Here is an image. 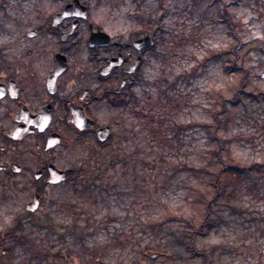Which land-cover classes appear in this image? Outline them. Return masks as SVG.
<instances>
[{"label":"rangeland","instance_id":"374dc122","mask_svg":"<svg viewBox=\"0 0 264 264\" xmlns=\"http://www.w3.org/2000/svg\"><path fill=\"white\" fill-rule=\"evenodd\" d=\"M227 2L163 0L159 6L157 0L140 1L144 31L150 27L146 23L163 18L157 43L145 55L138 100L103 111L113 131L108 145L85 155L81 167H73V179L61 186L35 184L41 167H30L26 177L0 174V232L26 218L28 237L60 253L42 261L27 246H15L0 264H203L187 248V234L204 219L214 195L212 173L221 164L215 155L219 144L199 125L213 123L222 110L226 125L220 134L230 142L223 160L242 166L264 162V103L246 99L233 105L229 99L240 77L227 68L231 58L210 60L235 44L222 21ZM227 10L240 23L248 44L243 52L264 41V0H234ZM107 11L121 21L126 8L110 5L106 16ZM127 11L136 12L134 7ZM248 55L260 79L252 77L264 90V54L252 50ZM175 81L178 88L172 91ZM157 87L175 96L176 104L160 106ZM188 125L193 127L183 130ZM167 126L176 131L173 140H167L172 136ZM222 179L224 195L212 204L217 226L196 237L197 248L211 254L212 264H264V202L250 204L244 175L232 172ZM254 181L260 182L259 175L252 176ZM36 186L41 206L29 217L26 206ZM65 225L80 235L53 229ZM153 253L159 255L152 259Z\"/></svg>","mask_w":264,"mask_h":264},{"label":"flooded vegetation","instance_id":"af4514ba","mask_svg":"<svg viewBox=\"0 0 264 264\" xmlns=\"http://www.w3.org/2000/svg\"><path fill=\"white\" fill-rule=\"evenodd\" d=\"M140 1L0 0V174L26 177L41 167L34 183L45 184L57 167L66 181L51 186H61L85 155L108 145L103 111L138 100L145 55L157 43V27L142 28ZM110 5L126 8L121 21L105 15ZM145 37L155 42L139 49ZM50 115L47 127L35 126Z\"/></svg>","mask_w":264,"mask_h":264},{"label":"trees","instance_id":"16d2710c","mask_svg":"<svg viewBox=\"0 0 264 264\" xmlns=\"http://www.w3.org/2000/svg\"><path fill=\"white\" fill-rule=\"evenodd\" d=\"M220 1V0H219ZM230 4H234V0H230V2L226 3L225 6L222 8V21L223 24L226 25L228 32L234 37L235 44L233 45L232 49L226 50L222 53H213V56L210 60H220L223 56H229L231 58L230 63L227 65L229 72L237 73L240 77L237 86L235 87L233 93V98H230V102L233 105H237L239 103H243L246 99L252 100V102L257 101L260 103H264V90H261L257 87L255 80L252 76L257 79L260 77L257 74H253V71L250 67V59H249V52L252 50H257L260 53L264 54V41L259 42L255 41V45L258 42V45L251 46L245 52H243V48L248 45L247 42L244 41V36L241 34V30L239 29L240 23H236L235 20L231 15L228 14L227 7ZM163 17H159L158 21L155 23H146V26L150 27L154 26H161V21ZM172 91L177 90V83L176 81L171 84ZM158 89V87H157ZM158 102L160 106H172L175 103V96L172 98L170 93L167 90H160ZM222 110H218L214 114V122L211 124H201L199 125L203 129H206L209 133L210 137L217 141L219 147L215 153L216 157L219 159L220 167H217L216 171L212 173V185L214 186V195L213 198L208 201L205 205V215L204 219L199 225V227L191 228L189 233L187 234V248L195 255V257L202 258L203 264H212L210 253L206 250H199L197 248V236H207L211 230L217 226V219L213 216L212 204L216 203L223 195L225 189V182L222 179L223 176L227 175L228 173L237 172L244 175L247 180H249V185L247 187V195L252 196L249 198V202L251 205H260L261 202H264V162L259 163L255 162L250 165L242 166L237 163H232V161H225L223 160V153L226 151L229 146L230 142L220 134V131L225 129L226 120L221 117ZM146 117V116H144ZM193 127V125H188L183 127V130H187ZM165 132L171 134L167 138L173 140L175 137V130L171 126H167ZM156 133V131H153ZM192 169L191 171H193ZM257 174L259 175L260 182H253L251 183L252 176ZM261 181H263L261 183ZM29 217L32 214L28 213ZM27 222L26 218L16 220L13 227L6 229L0 232V260L4 258V253L12 251L16 246H27V250L29 253H33L34 255L42 256V261L48 259V257H56L60 251L53 250L52 248L42 249L40 244L37 240H33L28 237L26 234L25 224ZM47 224L52 229L51 222L45 220ZM53 229H57L58 233H61L63 236H67V234L71 233L73 235L79 236L80 234L75 231L73 227H69L67 225L62 227H53ZM197 234V235H196ZM159 255V254H158ZM50 260V259H48ZM47 260V261H48Z\"/></svg>","mask_w":264,"mask_h":264},{"label":"water","instance_id":"95a60500","mask_svg":"<svg viewBox=\"0 0 264 264\" xmlns=\"http://www.w3.org/2000/svg\"><path fill=\"white\" fill-rule=\"evenodd\" d=\"M153 44H154L153 38L145 37L142 40L138 41V48L141 49L143 47H147ZM261 77L264 80V72L262 73ZM50 121H51V115L48 117V121L47 123H45V125H42L41 123H35V126H40V127L44 126L45 128L50 124ZM109 136H110V128H105L100 131V138L102 141H106ZM5 168L6 167H0V171L5 170ZM19 170H20V167H14L15 172H19ZM49 171H50V178H49L50 184H58L66 180L65 173L59 171L56 167H49ZM41 174H42L41 172L36 173V178H40ZM39 206H40V197L38 194H36L34 197V200L27 206V210L29 212H35L39 208ZM263 253H264V249H263ZM156 257H157V254L151 255V258H156Z\"/></svg>","mask_w":264,"mask_h":264}]
</instances>
